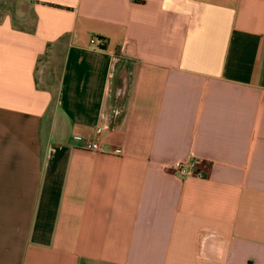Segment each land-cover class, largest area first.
Segmentation results:
<instances>
[{
    "label": "crops",
    "instance_id": "0c3cea01",
    "mask_svg": "<svg viewBox=\"0 0 264 264\" xmlns=\"http://www.w3.org/2000/svg\"><path fill=\"white\" fill-rule=\"evenodd\" d=\"M0 264H264V0H0Z\"/></svg>",
    "mask_w": 264,
    "mask_h": 264
},
{
    "label": "built area",
    "instance_id": "2783aa9c",
    "mask_svg": "<svg viewBox=\"0 0 264 264\" xmlns=\"http://www.w3.org/2000/svg\"><path fill=\"white\" fill-rule=\"evenodd\" d=\"M80 145L82 148L86 150H91L94 152H102L103 146L98 139H94L87 136H80L78 138ZM203 160L201 158H193L190 160L185 161H178L173 164L172 169L174 170L175 174L184 177L190 174H201L202 168L201 164Z\"/></svg>",
    "mask_w": 264,
    "mask_h": 264
}]
</instances>
